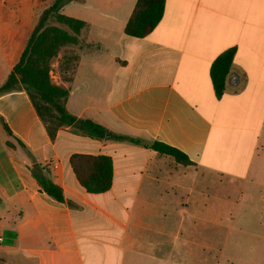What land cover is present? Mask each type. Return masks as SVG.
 <instances>
[{"label": "crops", "instance_id": "obj_1", "mask_svg": "<svg viewBox=\"0 0 264 264\" xmlns=\"http://www.w3.org/2000/svg\"><path fill=\"white\" fill-rule=\"evenodd\" d=\"M35 1L0 0V85L52 2ZM135 3L73 0L59 10L84 22L81 43L99 48L61 47L51 83L67 90L66 112L102 125L105 138L63 125L52 140L23 88L0 94V123L12 133L3 128L0 145V264H233L237 209L254 197L264 205V0H165L141 38L124 34ZM231 47L216 98L210 65ZM16 139L63 202L40 189ZM153 141L192 164L148 148ZM76 153L110 157L107 191L79 184Z\"/></svg>", "mask_w": 264, "mask_h": 264}, {"label": "trees", "instance_id": "obj_2", "mask_svg": "<svg viewBox=\"0 0 264 264\" xmlns=\"http://www.w3.org/2000/svg\"><path fill=\"white\" fill-rule=\"evenodd\" d=\"M70 1L73 0H52L50 5L42 10L11 72L0 85V94L23 88L52 140L59 127L63 125L72 126L90 138L103 139L108 131L102 125L78 119L66 112L64 101L67 90L52 84L49 76L50 62L61 47L80 44L86 49L99 48L98 45L81 43L78 39L79 32L85 26L83 21L59 12L60 8ZM164 2L165 0H136L132 14L124 26V34L141 38L150 33L162 18ZM234 54L235 48H228L210 65L209 76L216 98H220L224 92ZM2 124L6 133L11 136L7 125L4 122ZM109 138L140 144L139 140L126 135L109 133ZM16 140L30 160V171L40 189L54 200L63 202L61 188L47 177L45 169L34 160L22 142ZM146 146L160 154L171 156L183 165L192 164L180 150L162 142L153 141ZM69 164L86 192L102 193L110 188L112 179L110 157L76 153L70 156Z\"/></svg>", "mask_w": 264, "mask_h": 264}, {"label": "rangeland", "instance_id": "obj_3", "mask_svg": "<svg viewBox=\"0 0 264 264\" xmlns=\"http://www.w3.org/2000/svg\"><path fill=\"white\" fill-rule=\"evenodd\" d=\"M29 2L31 0H22L23 4ZM35 2L40 8L42 3L38 0ZM6 138L7 136L0 123V145L3 144ZM257 201L254 197V200L245 202L246 208L237 209L238 212L233 225L240 230L231 231L227 235V241L233 242L236 240L240 245L237 248H231L235 251L233 264H264V241L262 240L264 238V215L261 217V214H259V210H264V205L262 206ZM223 236L224 234H222L220 241H223Z\"/></svg>", "mask_w": 264, "mask_h": 264}, {"label": "built area", "instance_id": "obj_4", "mask_svg": "<svg viewBox=\"0 0 264 264\" xmlns=\"http://www.w3.org/2000/svg\"><path fill=\"white\" fill-rule=\"evenodd\" d=\"M2 242V237L0 236V243Z\"/></svg>", "mask_w": 264, "mask_h": 264}]
</instances>
